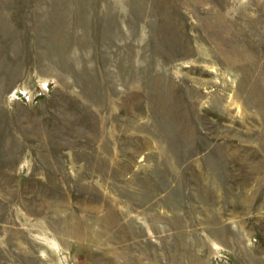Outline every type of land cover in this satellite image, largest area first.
<instances>
[{
  "label": "rangeland",
  "instance_id": "rangeland-1",
  "mask_svg": "<svg viewBox=\"0 0 264 264\" xmlns=\"http://www.w3.org/2000/svg\"><path fill=\"white\" fill-rule=\"evenodd\" d=\"M0 264H264V0H0Z\"/></svg>",
  "mask_w": 264,
  "mask_h": 264
}]
</instances>
